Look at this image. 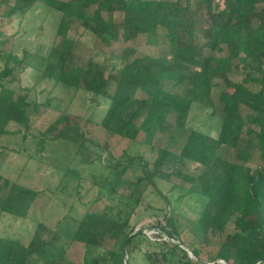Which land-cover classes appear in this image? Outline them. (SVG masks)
<instances>
[{
	"label": "trees",
	"instance_id": "obj_1",
	"mask_svg": "<svg viewBox=\"0 0 264 264\" xmlns=\"http://www.w3.org/2000/svg\"><path fill=\"white\" fill-rule=\"evenodd\" d=\"M35 3L55 11L65 21L76 20L95 38L115 43L127 35L131 46L118 58L122 66H114L108 76L102 75V65L94 57L76 70L65 71L59 57L49 54L33 86L23 90L11 85L21 84L26 67L12 51L4 50L6 39L1 40L0 32L3 152L12 151L3 143L16 138L26 142L28 136L36 140L37 153L44 152L47 143L58 141L83 148L92 136L81 125L85 121L86 125L95 123L109 137L132 143L143 134L144 143L154 153L151 160L127 153L116 160L106 146L98 145L107 154L103 164L109 174L102 189L112 207L110 212L92 207L78 222L72 241L84 244L82 264H136L139 257L144 264H264V0H200L195 8L188 0H0L1 16L22 14ZM115 14L121 15V22L110 27L106 16ZM160 34L169 48L164 59L142 54L133 45L140 36ZM74 43L64 39L63 53L70 52ZM234 69L243 70L246 81L259 86L251 100L238 94L239 82L229 83L234 92L214 97L217 77ZM57 71H61L57 83L66 85L72 80L83 85L89 105L99 107L104 99L108 106L99 122L63 112L49 132L35 136L30 119L44 104L31 92L43 81L53 80ZM194 105L220 121L217 137L192 129L179 152L154 147L155 138L171 134L183 124ZM240 107L253 112L244 115ZM223 148L236 150L235 161L220 157ZM255 155L260 165L252 169L249 163ZM189 163L202 167L198 175L189 172ZM135 168L141 176L127 180V173ZM176 181L186 183L187 196L201 205L199 217L189 222L187 232L179 231L173 211L165 214L172 232L166 227L161 231L179 244L153 242L143 233L135 234L132 215L145 204L147 191H158L157 183L176 189ZM123 187L129 195H119ZM3 190L7 195L0 204V215L26 219L39 193L4 180L0 174V194ZM119 197L132 206V213L114 215L113 205ZM162 199L170 204L165 196ZM153 209L148 203L141 211L148 214ZM231 225L235 232L228 234ZM224 234L215 256L203 260L202 246ZM107 241L113 242L110 249ZM0 264L75 263L58 246L37 236L28 245L0 236Z\"/></svg>",
	"mask_w": 264,
	"mask_h": 264
},
{
	"label": "rangeland",
	"instance_id": "obj_2",
	"mask_svg": "<svg viewBox=\"0 0 264 264\" xmlns=\"http://www.w3.org/2000/svg\"><path fill=\"white\" fill-rule=\"evenodd\" d=\"M199 1L188 0L193 8ZM1 13L0 11V32L3 33L1 40L6 39L4 50L12 51L23 60L26 67L20 76L21 84L11 85L14 89H30L39 72L44 70L49 54L59 57L65 71L76 70L94 57L102 65V75L108 76L114 66L116 68L122 66L118 58L125 48L131 46L127 43V35L115 43L95 38L84 32L76 20L65 21L58 13L40 3H35L26 8L24 13L10 18L2 17ZM106 19L108 26L111 27L113 23L121 22V15L106 16ZM64 39L75 42L67 54L62 51ZM133 45L140 53L158 59L166 58L169 52L162 34L156 37L140 36ZM223 55H226V52L219 56ZM60 75L61 71H57L53 80L43 81L31 92L33 98L44 104L30 119L31 133L35 136L39 132H49V127L63 112L73 117L92 118L94 122H99L108 106V101L104 99H100L99 107L89 105L83 85L72 80L66 85L57 83ZM230 82L242 84L237 92L245 100H251L252 94L259 90V86L246 81L243 70L234 69L231 74L217 77V88L214 90L216 99L222 92L230 94L235 91L229 86ZM240 110L244 115L252 111L245 107H240ZM81 125L90 135L92 134L91 143L83 148L58 141L47 143L45 151L37 153L36 140L34 141L31 136H28L26 142L16 138L3 143L12 151L3 152L0 147V174L3 179L39 193L26 219L0 215V236L21 240L25 245L37 236L65 251L75 264H82L84 251V244L72 241L78 222L92 207L101 212H110L112 207L106 198V191L102 189L103 181L109 174L103 164L107 154L101 152L98 145L106 146L116 160L124 153L131 156L140 154L147 160H151L154 155L151 147L144 143L143 134L138 136L136 143H132L127 139L107 136L93 122L86 125L85 121H82ZM192 129L217 137L220 121L210 118L202 106L194 105L186 121L179 124L171 134L158 135L153 141V146L179 152ZM15 150L21 152L17 153ZM235 156L234 148H223L220 152L223 159L235 161ZM259 165L258 155H255L249 166L256 169ZM188 169L192 175H198L202 167L189 163ZM141 174L139 169L135 168L131 169L125 178L135 180ZM175 186L176 189H172L170 184L157 183L158 191L153 192L152 189L147 191L145 204L150 203L154 209L144 214L141 211L145 205L143 204L133 213L132 225L135 229L144 228L148 231L151 228L166 227L172 232L167 225L165 214L169 216L173 211L179 231L187 232L191 226L189 222L199 217L201 205L194 198L187 196L189 186L186 183L176 181ZM6 195L7 190H3L0 194V204ZM119 195L127 196L129 192L123 187ZM163 196L168 198L169 205L164 202ZM118 200L113 205L114 215L120 211L122 214L132 213V206L126 199L119 197ZM163 209L165 211L161 212ZM40 225L44 228L41 229ZM234 232L235 227L231 225L227 233ZM226 235L212 238L209 246H202L203 260L209 261L215 256ZM174 243L179 244L178 241ZM112 245V241L106 242L107 249ZM136 264H144L141 257L137 259Z\"/></svg>",
	"mask_w": 264,
	"mask_h": 264
},
{
	"label": "built area",
	"instance_id": "obj_3",
	"mask_svg": "<svg viewBox=\"0 0 264 264\" xmlns=\"http://www.w3.org/2000/svg\"><path fill=\"white\" fill-rule=\"evenodd\" d=\"M135 233H143L145 234L151 241L153 242H160V243H174L173 240L169 239L168 236L161 231V228H151L150 230L148 229V231L144 228H139V229H135ZM221 263V262H219Z\"/></svg>",
	"mask_w": 264,
	"mask_h": 264
},
{
	"label": "water",
	"instance_id": "obj_4",
	"mask_svg": "<svg viewBox=\"0 0 264 264\" xmlns=\"http://www.w3.org/2000/svg\"><path fill=\"white\" fill-rule=\"evenodd\" d=\"M181 247L184 248L189 253V255L195 259L194 255L192 254V252L187 247H184V246H181Z\"/></svg>",
	"mask_w": 264,
	"mask_h": 264
}]
</instances>
